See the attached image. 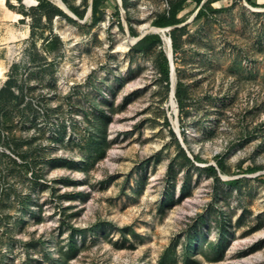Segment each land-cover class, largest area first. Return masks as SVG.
<instances>
[{
  "label": "rangeland",
  "instance_id": "1",
  "mask_svg": "<svg viewBox=\"0 0 264 264\" xmlns=\"http://www.w3.org/2000/svg\"><path fill=\"white\" fill-rule=\"evenodd\" d=\"M36 1L0 19V264H264V5L186 0L174 110L135 45L179 0Z\"/></svg>",
  "mask_w": 264,
  "mask_h": 264
},
{
  "label": "trees",
  "instance_id": "2",
  "mask_svg": "<svg viewBox=\"0 0 264 264\" xmlns=\"http://www.w3.org/2000/svg\"><path fill=\"white\" fill-rule=\"evenodd\" d=\"M39 1L40 2L42 1V4L44 2V0H39ZM247 1L253 7H259L255 0H247ZM102 2H103V0H93L92 13H93V21L94 22H97L101 17L100 5ZM185 2H186V0H179L177 2H172L168 14L160 15L153 22V26L158 27V28H167V27H173V26L178 25L180 23V19L177 17L179 15V13L183 10ZM69 9L77 17H79L81 19L84 18V15L82 13H80L76 8L69 7ZM58 11L61 14L63 13L60 10H58ZM206 13H207V8L205 6H202L198 11L199 16L205 15ZM177 32H178V29L175 28L170 33L171 38H172V42H173V48L175 51L179 47L177 36H176ZM131 34H133L134 36H137L135 31L132 28H131ZM158 43H162V38H161L160 34H148L143 39H141L139 42H137V44L135 45V48L137 50H140V51H146L147 49H149L150 47H152ZM160 72L162 74L163 80L167 83H170V66H169V61H168L167 55L164 53H163L162 59H161ZM7 92L9 93V97H14L13 93L9 90V86H7L6 88H3V90L0 91V97L4 93H7ZM176 97H177V100L181 101L182 92H181L180 86L177 88ZM0 105H1V98H0ZM184 141H186V140L184 139ZM179 149H180V152L186 158V160L190 161V159L186 156L184 149L181 146H179ZM194 160L196 162H202L203 161L199 156H195ZM218 167L221 171H224V163L222 160L218 161ZM208 170L214 175L217 174V169L215 166H209ZM256 170L257 169L254 168V169H251L250 171L255 172ZM233 182L236 183L237 181H233ZM70 247L74 248V245L71 244Z\"/></svg>",
  "mask_w": 264,
  "mask_h": 264
},
{
  "label": "bare ground",
  "instance_id": "3",
  "mask_svg": "<svg viewBox=\"0 0 264 264\" xmlns=\"http://www.w3.org/2000/svg\"><path fill=\"white\" fill-rule=\"evenodd\" d=\"M6 1L7 0H0V19H6V20H12V21H17L19 20L22 15L21 14H18V13H15L13 11H11L8 7H7V4H6ZM56 6H58L59 8L63 9V10H66V12L68 14H70L69 10L66 8L65 6V3L63 0H51ZM120 4L122 3L121 0H117ZM26 3L28 4H33V5H36L37 1L36 0H25ZM254 10H257V9H254ZM149 29L151 31H156V32H160L166 43H167V46H168V52L170 53V39L169 37L166 35V29H160L158 27H154V26H149ZM11 39H17V36H16V33L14 31H11ZM137 39V38H136ZM175 66V65H174ZM7 68H4V67H1L0 66V75H3L4 74V71H6ZM173 81L175 82V78L173 76ZM171 105L172 107L174 108V110L177 109V102L175 100L174 97H172V94H171ZM175 128H177V125H175ZM262 256V255H260Z\"/></svg>",
  "mask_w": 264,
  "mask_h": 264
},
{
  "label": "water",
  "instance_id": "4",
  "mask_svg": "<svg viewBox=\"0 0 264 264\" xmlns=\"http://www.w3.org/2000/svg\"><path fill=\"white\" fill-rule=\"evenodd\" d=\"M92 4H93V0H91V5H90V9H89V14L87 15V17L85 19H88L90 17V15L92 14ZM66 8L69 10L70 14H68L66 12V10H63L61 9L66 15H68L69 17H71L72 19H74L75 21H78V22H82L79 20V18L68 8V6L65 4ZM160 29H166V31H171L173 29V27H167V28H160ZM154 33L156 34H159L160 32H156V31H153ZM149 32H144L142 33L137 39H136V42H139L141 39H143L146 35H148ZM161 38H163V36L161 35ZM170 39V53L167 51L166 52V55H167V58H168V61H169V66H170V82H171V94H172V97L176 98L175 97V94H176V84H177V78H176V69H175V66H174V60H173V47H172V39L171 37H169ZM173 76L175 78V82L173 81ZM175 130V134L177 135L179 141H180V144H181V147L187 151L188 155H189V158L193 159V156L188 152L187 150V147L186 145L184 144V139L182 138L181 136V132H180V129H179V125L177 124V128L174 129ZM217 168V167H216ZM219 170V169H217Z\"/></svg>",
  "mask_w": 264,
  "mask_h": 264
},
{
  "label": "built area",
  "instance_id": "5",
  "mask_svg": "<svg viewBox=\"0 0 264 264\" xmlns=\"http://www.w3.org/2000/svg\"><path fill=\"white\" fill-rule=\"evenodd\" d=\"M244 1H247V0H244ZM256 3H257L258 6H262V5H264V2H263V4H259V3L257 2V0H256ZM246 6H247V7H250L251 9L254 8L253 6L248 5L247 3H246Z\"/></svg>",
  "mask_w": 264,
  "mask_h": 264
}]
</instances>
